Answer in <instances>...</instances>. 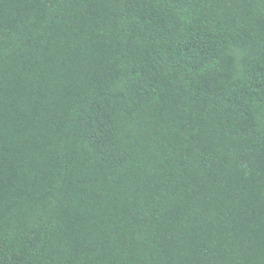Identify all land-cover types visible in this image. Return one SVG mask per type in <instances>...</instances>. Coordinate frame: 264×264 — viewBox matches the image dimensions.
<instances>
[{
    "label": "trees",
    "instance_id": "1",
    "mask_svg": "<svg viewBox=\"0 0 264 264\" xmlns=\"http://www.w3.org/2000/svg\"><path fill=\"white\" fill-rule=\"evenodd\" d=\"M0 264H264V0H0Z\"/></svg>",
    "mask_w": 264,
    "mask_h": 264
}]
</instances>
